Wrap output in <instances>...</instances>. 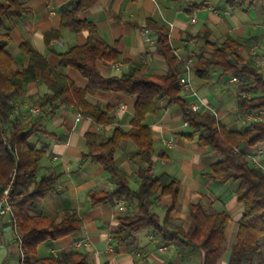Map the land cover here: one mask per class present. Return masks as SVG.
<instances>
[{"label": "crops", "instance_id": "1", "mask_svg": "<svg viewBox=\"0 0 264 264\" xmlns=\"http://www.w3.org/2000/svg\"><path fill=\"white\" fill-rule=\"evenodd\" d=\"M20 1L27 11L4 21L11 36L7 51L14 58L15 69L28 66L29 57L21 50V45L28 42L76 86L87 88L89 80L76 68H59L61 55L74 46L86 44L90 36L87 29L73 31L62 25L63 15L71 10L74 0ZM77 18L94 24L98 38L118 54L117 61L97 60L96 67L105 78L121 77L134 70L152 79L166 74L168 65L157 51V33L149 28V19L169 30L172 46L183 57L193 59L194 65L197 55L205 52L203 37L208 34L212 42L220 45L231 36L242 44L244 62L251 61L264 76V0H245L233 9L223 0H94ZM147 29L150 31L145 33ZM194 65L190 80L197 95L181 89V96L189 107L203 102L207 106L201 110L207 107L216 110L218 119L229 130L242 129L255 121L264 122V111L255 113L259 116L255 121H246L245 116L238 114L241 84L229 83L232 76H223L222 70L214 67L207 78H201L196 75ZM46 80L43 77L30 82L18 92L12 113L14 123L33 130L30 144L44 150L36 180L44 176L56 186L31 213L46 216L73 209L83 219L84 226L62 239L41 243L37 257L58 256L73 250L84 253L87 264H202V251H191L182 239L161 244L150 229L140 231L127 243H116L113 235L120 219L127 213L135 214L136 204L124 200L91 203L90 191H112L116 182L100 164L92 161L81 164L83 154L88 152L87 135H94L101 143L116 127L132 129L134 98L113 91L87 94L90 103L111 109L113 121L101 125L59 100L41 107L39 99L51 93ZM237 123L241 125L238 129L234 127ZM143 124L151 128L154 139L151 176L157 178L165 173L180 182L178 206L171 212V220L187 230L191 225L189 208L193 204H201L208 212L229 213L228 247L217 263L228 264L244 214V207L236 196L239 182L220 183L207 175L211 165L222 157L201 146L198 133L193 138L184 136L191 130L179 105L162 100L157 111L149 114ZM244 149L264 166V141ZM136 152V145L123 139L115 153L117 163L129 175L132 189L139 184L137 171L141 164L131 158ZM120 205L125 211L120 210ZM171 205L172 197L163 195L155 200L153 210L163 218ZM18 236L21 237V231L8 216L4 217L0 222V264H21Z\"/></svg>", "mask_w": 264, "mask_h": 264}, {"label": "trees", "instance_id": "2", "mask_svg": "<svg viewBox=\"0 0 264 264\" xmlns=\"http://www.w3.org/2000/svg\"><path fill=\"white\" fill-rule=\"evenodd\" d=\"M244 1L223 0L229 9L242 5ZM93 2L74 0L73 7L64 13L62 20V25L73 31L87 29L90 32L88 42L62 54L59 65V68L74 67L89 80V86L82 89L51 66L28 42L21 45V50L29 57L28 66L15 69L14 58L7 51L11 36L4 21L19 17L27 10L20 0H0V194L11 174H15L10 196L15 214L13 225L21 231L20 244L24 254L21 264H87L86 255L73 250L61 252L58 256L37 257L41 243L62 239L81 231L84 226L83 219L73 209L46 216L31 213L39 201L56 190V186L44 176L36 180L44 150L30 144L33 130H25L14 123L12 113L18 92L43 77H46L51 93L39 99L41 107L59 100L74 106L101 125L113 121L111 109L90 103L87 94L113 91L134 98L132 129L126 131L116 127L101 143L94 135L88 134V152L81 160V164L88 161L100 164L116 182L112 191H90L92 204L124 200L137 206L135 214L127 213L120 219L118 230L113 235L116 243H127L140 231L150 229L161 244L182 239L191 251H202V264H217L228 247L226 229L231 218L227 211L208 212L201 204H193L189 208L191 225L184 230L170 218L178 206L180 182L165 173L157 178L150 174L154 167V139L151 128L143 122L165 100L169 105L180 106L191 130L184 136L193 138L198 133L201 146L221 155L222 160L212 164L207 175L220 183L239 182L236 196L244 207V214L239 221L237 243L231 248L228 264H264V170L244 149L264 141V122L255 121L242 129L229 130L209 109L192 110L181 96L179 78L183 69L174 53L170 32L153 19H149L147 24L157 33V51L165 57L168 65L166 74L152 79L134 70L121 77H103L96 67L97 60L117 61L118 54L98 38L94 24L77 18V14L88 9ZM209 37L208 34L203 37L205 52L196 57V75L207 78L211 68L218 67L223 76L238 77L241 84L237 98L238 114L243 117L264 111V76L251 61L244 62L242 44L228 36L218 45ZM247 93L250 96H246ZM123 139L132 141L137 147V152L131 157L141 164L137 171L139 184L136 189L131 188L128 173L115 158ZM163 195L172 197V205L161 218L153 206L155 200Z\"/></svg>", "mask_w": 264, "mask_h": 264}, {"label": "built area", "instance_id": "3", "mask_svg": "<svg viewBox=\"0 0 264 264\" xmlns=\"http://www.w3.org/2000/svg\"><path fill=\"white\" fill-rule=\"evenodd\" d=\"M194 21H195V19H193V22ZM149 31L150 30L147 29V30H145V33H148ZM173 50H174V53L176 54V56L178 57V59L181 63L182 69H183V73L179 78V85L181 86V89L185 90V91H189L190 94H192V95H197L196 91L192 87L191 80H190V74L193 71V65H194L193 59L183 57L181 52L174 47H173ZM229 83L239 84L240 79L238 77L232 76L229 79ZM203 106L206 107L207 105L203 104V102L200 101V102H196V103L191 104L190 108L194 111H198ZM207 109H209L211 111V113L218 119L219 115H218L216 110H214L213 108H210V107H207ZM32 110H34V109H32ZM258 119H259V116L255 115V114H247L245 116L246 121H255ZM247 154L249 155L250 158L253 159V161L258 166H260L264 170V166L260 165L258 160H256L255 157H253L249 152H247ZM14 182H15V174H13V178L10 180V182L1 191V194H0V222L6 216H8L12 220V222L15 221L14 208H13V205L11 202V196H10ZM119 208H120V210L125 211L124 206L120 205ZM15 228H17V227H15ZM17 238L19 240V248H20L21 262H22V260L24 258V254H23L22 249H21L20 237L18 236Z\"/></svg>", "mask_w": 264, "mask_h": 264}, {"label": "rangeland", "instance_id": "4", "mask_svg": "<svg viewBox=\"0 0 264 264\" xmlns=\"http://www.w3.org/2000/svg\"><path fill=\"white\" fill-rule=\"evenodd\" d=\"M212 1L215 2L216 0H212ZM234 127H236V129H238L239 127H241V125H240V123H237L236 125H234ZM12 178H13V174H11L8 183L10 182V180H11ZM8 183H7V184H8Z\"/></svg>", "mask_w": 264, "mask_h": 264}]
</instances>
